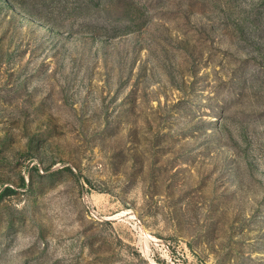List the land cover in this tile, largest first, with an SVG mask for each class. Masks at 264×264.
<instances>
[{"label":"rangeland","instance_id":"1","mask_svg":"<svg viewBox=\"0 0 264 264\" xmlns=\"http://www.w3.org/2000/svg\"><path fill=\"white\" fill-rule=\"evenodd\" d=\"M0 264H264V0H0Z\"/></svg>","mask_w":264,"mask_h":264},{"label":"trees","instance_id":"2","mask_svg":"<svg viewBox=\"0 0 264 264\" xmlns=\"http://www.w3.org/2000/svg\"><path fill=\"white\" fill-rule=\"evenodd\" d=\"M8 193H13V190H11L10 188H6L3 193L1 194V197L4 196V194H8Z\"/></svg>","mask_w":264,"mask_h":264}]
</instances>
